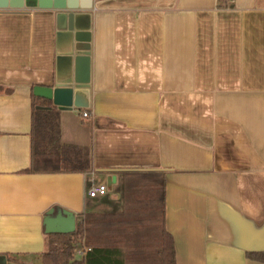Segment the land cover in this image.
Returning <instances> with one entry per match:
<instances>
[{
  "label": "crops",
  "instance_id": "0c3cea01",
  "mask_svg": "<svg viewBox=\"0 0 264 264\" xmlns=\"http://www.w3.org/2000/svg\"><path fill=\"white\" fill-rule=\"evenodd\" d=\"M61 11L0 5V254L41 264L47 211L126 212L124 171L156 169L176 264H264L247 256L264 252V0L78 9L90 41L73 78L87 84L75 89L80 105L59 108V140L91 145L93 167L28 172L33 86L54 81ZM98 182L106 191L88 195ZM146 232L156 248L161 228ZM111 233L95 227L76 246Z\"/></svg>",
  "mask_w": 264,
  "mask_h": 264
},
{
  "label": "trees",
  "instance_id": "16d2710c",
  "mask_svg": "<svg viewBox=\"0 0 264 264\" xmlns=\"http://www.w3.org/2000/svg\"><path fill=\"white\" fill-rule=\"evenodd\" d=\"M59 135L58 106L51 99L32 93L30 163L25 171L92 170L91 145L61 142ZM124 178L128 210L84 212L74 231L47 232V248L41 254V264H176L172 236L163 228L164 172L126 170ZM95 227L113 229L110 234L113 240L89 245L86 239L90 249L83 257H74L78 239ZM155 227L162 231L156 237V248L153 239L141 236L148 233L146 229ZM247 256L264 261L262 251H250Z\"/></svg>",
  "mask_w": 264,
  "mask_h": 264
},
{
  "label": "water",
  "instance_id": "95a60500",
  "mask_svg": "<svg viewBox=\"0 0 264 264\" xmlns=\"http://www.w3.org/2000/svg\"><path fill=\"white\" fill-rule=\"evenodd\" d=\"M8 0H0V5H6ZM25 6L56 7L60 12L65 25L56 32V72L51 84H35L33 93L51 99L58 108L80 105L75 101L74 93L77 87L86 85L84 81H75L73 78V61L80 54L88 53L90 29L86 22L81 20L78 9L89 8L93 0H21ZM19 5V3H15ZM81 43H86L81 45ZM40 106V105H37ZM112 178V180H110ZM116 178L115 173L107 175L110 185ZM53 208L43 217L45 231L48 233H69L75 230V212L68 208H58L54 213ZM0 264H33L32 262H16L10 260L5 254H0Z\"/></svg>",
  "mask_w": 264,
  "mask_h": 264
},
{
  "label": "built area",
  "instance_id": "2783aa9c",
  "mask_svg": "<svg viewBox=\"0 0 264 264\" xmlns=\"http://www.w3.org/2000/svg\"><path fill=\"white\" fill-rule=\"evenodd\" d=\"M89 112L87 109H82L81 110V116L82 117H88ZM107 189V184L106 182H98V183H92L87 190L88 195L94 196L97 194H102L106 191ZM82 239V238H81ZM86 249H89L88 246L81 244L80 246L74 247L73 254L74 257H77L79 255H82Z\"/></svg>",
  "mask_w": 264,
  "mask_h": 264
},
{
  "label": "rangeland",
  "instance_id": "374dc122",
  "mask_svg": "<svg viewBox=\"0 0 264 264\" xmlns=\"http://www.w3.org/2000/svg\"><path fill=\"white\" fill-rule=\"evenodd\" d=\"M77 221V220H76Z\"/></svg>",
  "mask_w": 264,
  "mask_h": 264
}]
</instances>
